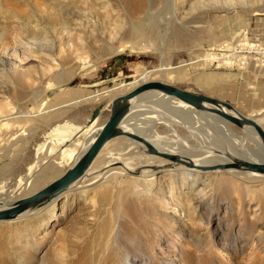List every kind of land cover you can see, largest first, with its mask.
Segmentation results:
<instances>
[{"label": "rangeland", "instance_id": "1", "mask_svg": "<svg viewBox=\"0 0 264 264\" xmlns=\"http://www.w3.org/2000/svg\"><path fill=\"white\" fill-rule=\"evenodd\" d=\"M262 17L264 0H0V126L10 127L0 131V169L7 167L0 170V205L61 175L70 163L48 162L58 170L53 178L13 190L57 125H84L98 110L99 128L107 104L119 95L103 90L132 81L141 70H155L143 81H162L264 118ZM224 43L247 56L248 65L208 69L203 59L217 58L214 49L226 53ZM142 47L148 51H134ZM161 67L169 68L163 74ZM89 95L95 101H85ZM143 101L140 109L151 112L144 116L162 122L154 129L165 148L221 155L237 144L210 119L193 125L167 100ZM227 129L239 140L240 129ZM162 170L141 195L116 196L109 189L104 196L93 185L84 196L64 195L51 212L1 222L0 264H264V179Z\"/></svg>", "mask_w": 264, "mask_h": 264}, {"label": "bare ground", "instance_id": "2", "mask_svg": "<svg viewBox=\"0 0 264 264\" xmlns=\"http://www.w3.org/2000/svg\"><path fill=\"white\" fill-rule=\"evenodd\" d=\"M147 16L150 15L148 14ZM150 18L151 16L148 17L147 20ZM134 32L136 33L135 36L138 35V31H134ZM222 46L225 47L226 49L231 47L229 46V43H224L222 44ZM122 51L130 53L131 48H123ZM134 51L140 53V52H146L148 50H146V47H142ZM217 51L218 50L216 49L210 51V52H215L216 54L214 56L216 57L218 56L217 58L205 57L203 59L205 60L206 66H210L213 64L215 65L216 68L227 67V66H231L233 63L236 64L237 67H240L241 65V67L244 68L245 66L248 65L247 58L243 56L244 58L241 61L242 55L236 54L235 51L229 54L228 53L219 54ZM219 61L220 62L227 61L230 64L226 62L227 65H223V64L218 65L217 63H219ZM167 68L161 67L163 74H165ZM154 72L155 70H151V71L141 70L139 76L134 78L132 81L128 83L115 84L111 88L105 89L103 91L105 92L109 91L111 93L122 95L128 92L129 90H131L132 88H134L138 84L139 80L141 79L143 80L145 77L152 75ZM52 86H53L52 84L50 83L48 84V87H52ZM82 97L83 96L77 95V97H74V99L79 100ZM90 97L91 95L87 97V99L89 100L86 99L85 101H90V100L95 101L94 97L91 98ZM112 99L107 104L108 107H110V103ZM146 99L147 100L153 99L154 100L153 103H156L157 105L165 102L164 100H167V103L170 102L169 105H171V107H169L170 110H172L176 115H178L179 119H181L182 121L190 120L192 121L193 125L201 124L202 119L205 118L210 119L211 121L217 124L218 129L221 131L224 137L230 139L234 144L237 143L236 146L229 147L228 148L229 150L222 151L220 153L221 155H214L209 151H206V153H202V152L197 153L196 151L193 154L191 153L190 156H188L189 154L183 155L182 153H180V151L178 152L176 148L173 147L172 145L167 146V148L163 147L161 144L165 139L161 140L162 138H160V136L158 137V133L154 129L155 125L160 124L162 122H160L159 118H156V120L151 118L154 116L151 115L144 116L146 113L151 114V112L150 111L147 112L148 110L143 112L144 110L140 109V107L143 106L140 103L144 102L143 100ZM81 103H82L81 101L76 102V104H81ZM97 118H98L97 115L91 116L90 119L87 120L86 124L81 126H75L68 123L57 125V127L54 128L47 136V139L49 140L47 141V139H45L44 143L42 142L41 145L36 147L35 153H39L37 158L32 162L28 174L25 175L24 178H20V182H18L16 188H14L13 190L15 189L19 190L22 186H30V185L36 188L41 186V184H44L51 178H53L57 174L58 170L55 171L56 168L55 170H53L54 168L52 167L54 166L51 165L50 167L45 166L49 164L48 162L52 163L53 161L54 164L53 163L52 164L57 167L62 166V164H69V163L70 165L73 164L81 155V153H83L85 149L88 147V145L93 141L96 134L100 131L104 122L99 128H97L98 126ZM254 120L257 121L262 126L263 123L262 121H264V118L254 119ZM209 125L211 124L209 123ZM120 126L124 131L132 132L144 137L159 151L182 157L186 162L190 164L183 165L180 163L163 159L155 155L148 154L142 144L134 142L133 140L125 136H120L110 140L102 148L98 156L95 158L91 166L86 171V173L80 179L74 182L69 187L68 192L65 193L64 195H67L70 192L71 193L78 192L82 196H84L87 189L93 185H97V187L102 188L101 190L104 196L105 194L107 195L109 189L114 190L116 196L117 194L120 195L122 192H129L131 194L141 195L144 193L145 190H148L152 186V182L154 180L152 176L154 175L155 171L161 169H163L162 171H168V172L182 171V173L185 175H188L189 172H192L193 174H198L200 173V171L201 172L204 171L205 174L220 173V174H226L230 178H234L243 182H248L250 180L254 181L255 178L264 179V175L257 172L248 171L244 169H232V168L225 169L219 167V165L221 164L232 162L234 160H246L252 163H264V152L262 150L261 141L252 128L244 127L240 129L242 135L239 138V140H235L234 138H232L233 134H231L227 129L228 126H233L232 124L228 123L227 121L221 119L216 115L206 112L196 111L192 109L190 106L184 104L183 102L178 101L174 98H168L167 96L161 93L151 92L144 94L143 96H141L136 100H133L132 106L130 108V112L127 115V117L121 122ZM3 128L9 129L10 127L7 124H3L2 126H0V131H3ZM146 131H149L151 134H149V136L145 135L144 132ZM117 139L124 140V142L127 143L128 146H126L124 142L122 143L121 142L122 140L119 141ZM240 139L242 142H244L245 147L243 148L244 150H242V147H239L240 148L239 151L238 146H239V142H241ZM116 140L118 142H121V145L123 146L122 148H120L117 145L118 142L116 143V145L111 146V143ZM251 144L252 147L250 146ZM174 146L177 147V145ZM221 149L223 150V148ZM144 152L146 153V156L144 155V157L142 158V153ZM3 157H4L3 155L0 156V161L3 159ZM54 157L56 161L54 160ZM6 168L7 167L3 165L0 169L1 172H4ZM3 185H5V183L1 182L0 194H2L5 191V187ZM95 199L96 197L93 196L91 198V201L95 202ZM54 204L55 202H52L47 207L43 209L41 208V210L38 209V210L26 212L24 214H21L14 220L6 221V222L11 223L31 217H37L39 214L42 213V210L47 208H49L47 211L51 212ZM7 205L5 204L0 205V209L6 207Z\"/></svg>", "mask_w": 264, "mask_h": 264}, {"label": "water", "instance_id": "3", "mask_svg": "<svg viewBox=\"0 0 264 264\" xmlns=\"http://www.w3.org/2000/svg\"><path fill=\"white\" fill-rule=\"evenodd\" d=\"M158 92L168 98H174L192 109L206 112L220 117L238 129L250 127L254 130L261 141L264 152V129L254 119L240 114L231 104L219 99L187 91L176 86L166 84L162 81L148 80L138 81V84L128 92L114 97L110 103L109 114L104 121L100 131L96 134L93 141L88 145L78 159L71 164L60 176L46 184L44 187L35 191L33 194L21 197L0 209V223L14 220L26 212L45 208L52 202L59 201L69 187L80 179L91 166L102 148L112 139L125 136L134 142L144 146L146 152L163 159L189 165L182 157L168 154L156 149L144 137L132 132L124 131L120 124L127 117L132 106V101L140 98L144 94ZM98 110L93 114L97 115ZM221 168L244 169L264 175V163H252L246 160H234L232 162L219 165Z\"/></svg>", "mask_w": 264, "mask_h": 264}, {"label": "built area", "instance_id": "4", "mask_svg": "<svg viewBox=\"0 0 264 264\" xmlns=\"http://www.w3.org/2000/svg\"><path fill=\"white\" fill-rule=\"evenodd\" d=\"M229 46H230V45H229ZM231 48H232V47H229L228 49H226L225 47H222V49L225 50V52L228 53V54H229V53H232V52L235 51L236 54H239V55L244 56V54H241V53H240L239 51H237L235 48H232V50H231ZM217 50H218V49H217ZM218 51H219V50H218ZM218 51H217V52H218ZM226 53H219V54H226ZM244 57H247V56H244ZM200 60L203 62L202 58H201ZM235 65H236V64H233V63H232L231 66H227V67L229 68V67H232V66H235ZM210 68H213V69H219V68H221V67H217V68H216L215 65L212 64L211 66L208 67V69H210ZM222 68H226V67H222Z\"/></svg>", "mask_w": 264, "mask_h": 264}, {"label": "crops", "instance_id": "5", "mask_svg": "<svg viewBox=\"0 0 264 264\" xmlns=\"http://www.w3.org/2000/svg\"><path fill=\"white\" fill-rule=\"evenodd\" d=\"M239 112V111H238Z\"/></svg>", "mask_w": 264, "mask_h": 264}]
</instances>
